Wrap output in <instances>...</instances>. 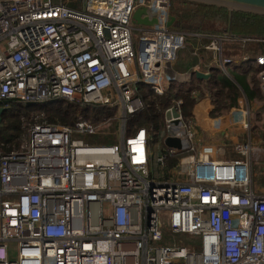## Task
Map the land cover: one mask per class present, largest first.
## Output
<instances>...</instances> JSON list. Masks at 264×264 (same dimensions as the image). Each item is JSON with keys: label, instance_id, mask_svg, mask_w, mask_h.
I'll use <instances>...</instances> for the list:
<instances>
[{"label": "built area", "instance_id": "obj_1", "mask_svg": "<svg viewBox=\"0 0 264 264\" xmlns=\"http://www.w3.org/2000/svg\"><path fill=\"white\" fill-rule=\"evenodd\" d=\"M78 1L0 0V101L79 106L73 123L36 118L19 148L0 151V264H264V194L251 168L260 149L247 134L238 157H220L166 77L187 35L206 38L225 72L224 44L264 38L175 29L173 0ZM140 7L158 22L134 23ZM254 62L264 94V50ZM147 94L171 100L158 136L132 126L157 112ZM235 118L251 130L250 107ZM169 135L182 147L167 146ZM183 234L198 248L180 244Z\"/></svg>", "mask_w": 264, "mask_h": 264}, {"label": "trees", "instance_id": "obj_2", "mask_svg": "<svg viewBox=\"0 0 264 264\" xmlns=\"http://www.w3.org/2000/svg\"><path fill=\"white\" fill-rule=\"evenodd\" d=\"M175 1L176 0L172 1L171 9V14L176 19L173 24V28L175 29L208 32L200 27L206 22L221 21L225 24L226 29L223 30L224 32H230L240 36L264 38V16L234 12L230 19V13L222 8L188 1H180V4L177 5ZM64 2L71 7L80 6V1L78 0H64ZM186 6H190L191 8L188 10ZM185 19L191 24L189 27L184 26ZM210 31L221 32L216 29H210ZM255 78L259 80L260 85V70ZM215 82L216 84H213V86L217 87L213 88H218L219 98H216L215 102L217 105L212 115H223L230 106L236 105L241 96V89L245 91L249 99H253L255 96L254 92L250 91L247 78L244 75H233L231 78L224 74L220 78L216 77ZM191 90L192 89L185 91L181 97L183 99V109L187 117H190L188 114V108L192 103ZM149 97L151 96L147 94L146 98ZM259 98L264 101L263 95L259 96ZM150 101H152L157 108L156 114L150 115L149 113H144L142 116L134 117L131 121L132 126H146L153 133L159 134L164 126V112L170 104V99L153 95L152 99L150 98ZM7 107L8 109L4 111L2 121L0 122L1 152H8L14 147L19 148L28 136V125L34 122L36 118L43 117L46 121L52 123L61 122L64 124H71L78 119L77 113L79 110V106L64 101H55L41 105H24L12 101ZM253 125L254 124H252V127ZM113 126L115 127L116 125ZM116 141L114 134L108 138L102 139V142L108 143H115ZM173 163V161H170L169 166H172ZM185 236L186 235L184 234L181 235L182 242H180V244L186 245L190 249H197L199 243L187 242V240L184 239Z\"/></svg>", "mask_w": 264, "mask_h": 264}, {"label": "crops", "instance_id": "obj_3", "mask_svg": "<svg viewBox=\"0 0 264 264\" xmlns=\"http://www.w3.org/2000/svg\"><path fill=\"white\" fill-rule=\"evenodd\" d=\"M225 26L222 25L219 29L221 32L214 31L215 33H224ZM217 30V29H216ZM212 31L200 32L202 34L214 33ZM259 38V37H257ZM262 39V38H261ZM186 48L179 52V56L174 64V66L167 72V79H170L169 87H176L174 84L176 81L180 82L182 80H187V86H191V105L188 108V114L193 120V127L200 137L209 139L220 147L228 146L236 142V139L240 136L241 140L247 139V134L249 130H245L240 123L236 121L235 111L237 109H242L245 107H250L252 115L255 112L254 100L259 98V96L264 94L260 90L259 80L255 78L256 72H259V67L257 68L253 65L250 60L255 61V58L260 55L264 50V43L258 41L247 42L246 45L242 43H226L223 46V56L230 57L233 62L236 63V67L233 71L228 69V64L226 65V72L221 70L218 66V56L214 51L208 49V40L204 37L187 35L186 37ZM247 46V48H246ZM246 49H245V48ZM191 49L192 51H187ZM239 49V50H238ZM245 49L246 51H244ZM246 62V68L239 70V62ZM196 70L203 72H211V77L208 80H201L197 78ZM252 72L249 76L248 73ZM227 75L233 77V75H244L247 78V83L249 85L250 91L254 92L255 96L253 99H249L248 95L243 89L240 90L241 96L239 97L238 103L236 105L230 106L223 115H212L214 109H216V98L218 97V88H213L216 84V77H221L222 75ZM186 79H185V78ZM240 87V86H239ZM241 88V87H240ZM169 88L170 95L174 96L176 99H181L182 95L185 93L186 88L176 87L174 90L175 95L172 94V90ZM182 92V93H180ZM180 93V94H179ZM261 98V97H260ZM259 98V99H260ZM218 120L220 124H218ZM254 117L252 116V123ZM246 134V135H245ZM113 134H110L112 136ZM158 136V134H155ZM220 135V139H214ZM116 137V135L114 134ZM117 140V139H116ZM117 142V141H116Z\"/></svg>", "mask_w": 264, "mask_h": 264}, {"label": "rangeland", "instance_id": "obj_4", "mask_svg": "<svg viewBox=\"0 0 264 264\" xmlns=\"http://www.w3.org/2000/svg\"><path fill=\"white\" fill-rule=\"evenodd\" d=\"M180 1H185V0H176L175 2H176L177 5H179ZM186 7L188 8V10L191 8L190 6H186ZM181 8H183V7H181ZM189 25H191V24L188 22L187 19H185L184 26L189 27ZM222 25L225 26V24H223L221 21H219V22H210V23L206 22L200 28H203L206 31H210V29L219 30ZM207 29H209V30H207ZM186 31H188V30H186ZM188 32H190V33H200V32H197V30L188 31ZM246 44L247 43H244L243 45H246ZM185 46H186V44H185ZM185 48L186 47L182 48L181 50H184ZM246 48H247V46H246ZM245 49H243V50L246 51ZM187 51L189 52V51H192V50L187 48ZM178 56H179V53H178ZM250 62L258 68L257 64L254 61L250 60ZM242 63L243 64H241V61L239 62V68H238L239 70H242V69L246 68V64L247 63L246 62H242ZM235 67H236V63L235 62H231V63L228 64V69H230L231 71H233L235 69ZM251 73L252 72L250 71L248 73V75L250 76ZM256 75H258V72H256ZM256 75H253V76L256 77ZM167 81H168V84H170V82H169L170 79L169 80L167 79ZM187 83H188L187 80H182L180 82L176 81L174 84L176 85V87H183L184 86V88H186L185 90H189V89L193 88L190 85L186 87L185 85H187ZM176 87H171L170 86V88H171L170 90L173 91L172 92L173 95L176 94V93H174V90H175ZM168 92H169V90H168ZM180 93H182V92H180ZM152 97H149V100ZM162 97L163 98H169L168 95L167 96L163 95ZM254 103H255V112L252 115L254 117V120H253L254 125H253L251 131L249 130L250 131L249 134H251V138L253 139L254 146L258 147L260 149V151H259L260 153H258L255 156H253L252 160H251L252 180H253V186H254L255 190L257 192H259V193H263L264 194V101L259 99V98H257L256 100H254ZM240 136H243V134L239 135V138L236 139V142L238 140H240ZM97 137L99 138L98 139L99 141H102V139L107 137V136L102 133V134H97ZM214 139H220V135H218ZM235 143H233L231 145L229 144L228 146L220 147V149H221L220 157H222V158H226V157L227 158H236V157H238L239 154L235 150ZM218 145H220V144H218ZM156 150H159V149H156ZM160 173H162V179H165L164 172L162 170H160ZM180 239H181V237H180ZM184 239H185V237H184ZM165 242L166 243H168V242L170 243V241H168V240H166Z\"/></svg>", "mask_w": 264, "mask_h": 264}, {"label": "water", "instance_id": "obj_5", "mask_svg": "<svg viewBox=\"0 0 264 264\" xmlns=\"http://www.w3.org/2000/svg\"><path fill=\"white\" fill-rule=\"evenodd\" d=\"M190 2H195L199 4H204L212 7H218L227 10L230 13V19L234 12H242L246 14H254L258 16H264V0H185ZM148 10L146 7L137 8L133 15V21L139 25H154L158 22L156 18H150L148 16ZM175 17L172 15L169 21V25H172L175 22ZM197 78L201 80H208L211 77V72H203L196 70ZM8 101H0V122L2 121V115L4 111L8 109L6 104ZM175 111V116L177 112ZM167 116H170V112H167ZM181 121L176 120L168 127L172 134H175L179 130ZM165 144L169 147H178L181 148L183 143L180 138L174 136H168L165 139Z\"/></svg>", "mask_w": 264, "mask_h": 264}]
</instances>
